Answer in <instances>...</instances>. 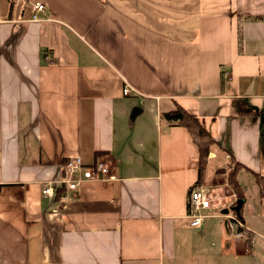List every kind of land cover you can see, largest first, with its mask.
I'll use <instances>...</instances> for the list:
<instances>
[{
	"label": "crops",
	"instance_id": "crops-1",
	"mask_svg": "<svg viewBox=\"0 0 264 264\" xmlns=\"http://www.w3.org/2000/svg\"><path fill=\"white\" fill-rule=\"evenodd\" d=\"M13 1L0 0V264H264L243 212L240 263L223 221L189 226L197 148L163 118L179 105L264 178V0ZM75 157L112 178L67 189Z\"/></svg>",
	"mask_w": 264,
	"mask_h": 264
},
{
	"label": "rangeland",
	"instance_id": "rangeland-1",
	"mask_svg": "<svg viewBox=\"0 0 264 264\" xmlns=\"http://www.w3.org/2000/svg\"><path fill=\"white\" fill-rule=\"evenodd\" d=\"M228 160H229V158L226 159L225 165L223 167H220L217 162L212 163V161H209V164L207 167V172H206V178H205L206 184L205 185L209 186L213 180L220 178L224 181L222 184V187H220V188H222L223 191H221V193H216L215 191L213 192L214 199L218 204L210 210L202 211V215L208 216V217H205L204 224H207V225H210L212 223L221 224L222 221L225 223L228 234L230 235V240L232 241L233 246H234L233 248H234V250L236 249V254L234 253L233 255L229 256L228 261H234V262L239 261V263H240V261L243 257L252 255V252H250V249L248 248V245H251L252 242L250 244H248L247 238H245L246 236H244V235H243V237H241V239H237L236 232H232V230L229 226L231 218L236 219L237 227H239L240 226L239 223H241L242 227L244 224L245 228L244 227L243 228L248 230L244 221L242 220L243 216H242V218H239V215H238L239 212H243L245 214V217H246L247 226L250 229L255 230L259 239H261V241H262V239H263L262 237H264V234H263L264 228L263 229L258 228V227L256 228L257 222L252 217H254L256 214L257 215L262 214V216L264 217V198L261 196L260 191L258 190L256 185L254 184L255 183V177L254 176H252V177L246 176L245 174H247V171L242 170L239 174L238 180H239V182L241 184V188H242V190L246 196V200H245V203H244V206L242 207V209L240 208L241 211H240V209L237 211L238 199L236 197L235 192L228 186V184L226 182V180H227L226 177L230 173V171L226 165ZM238 170H240V168ZM259 183L261 185H264V178L260 177ZM207 188H209V187H207ZM225 190H230V194L227 195L224 192ZM193 229H194L195 233H197L196 229L195 228H193ZM248 231L250 232V230H248ZM224 232H225V229H224ZM252 235L254 236L253 233H252ZM188 236L191 239L197 240V238H195L192 235H188ZM211 257H212V260L210 259ZM208 258H209L208 261L212 262L211 264H214L213 261L215 260V257L210 256Z\"/></svg>",
	"mask_w": 264,
	"mask_h": 264
},
{
	"label": "built area",
	"instance_id": "built-area-1",
	"mask_svg": "<svg viewBox=\"0 0 264 264\" xmlns=\"http://www.w3.org/2000/svg\"><path fill=\"white\" fill-rule=\"evenodd\" d=\"M15 3H20L21 0H14ZM33 8V21H38V13L44 12L46 10V7L44 4L36 2L32 5ZM223 78L224 79H230V73L229 72H223ZM123 94L125 96H128L131 94V88L129 86H126L123 89ZM64 177L62 179V184L66 186L69 190H76L77 186L83 181H98V180H107L111 179L110 176V167L105 162H97L96 164L92 166H85L82 159L80 157H75L70 159L67 163H65L64 168ZM80 175L81 177H77ZM44 194L50 195L53 193V189L49 186H45ZM218 203L215 201L213 192L211 190H208V188L200 187L195 190L191 191L190 194V205H191V213L189 215L190 218V224L189 226L191 228H201L203 225L205 217L202 215V211L204 210H210L214 208ZM233 221V222H232ZM239 227H237L236 219L231 218L230 221V228L232 232H236L237 239H241L243 236V233L239 231V228H243L242 224L239 223ZM245 228V227H244ZM243 228V229H244Z\"/></svg>",
	"mask_w": 264,
	"mask_h": 264
},
{
	"label": "trees",
	"instance_id": "trees-1",
	"mask_svg": "<svg viewBox=\"0 0 264 264\" xmlns=\"http://www.w3.org/2000/svg\"><path fill=\"white\" fill-rule=\"evenodd\" d=\"M14 4V1H13ZM163 118L167 121L175 122L179 126L185 127L191 136V140L197 148V160L196 167L198 171V179L194 186L193 190L203 187L205 185V178L207 167L209 161H211L209 155L213 151V149L218 148L221 152H223L226 156L229 157L228 162L226 163L227 168L230 173L226 177V182L228 186L235 192L236 197L238 199L237 204L242 201V207L244 206L246 196L241 188V184L239 182V174L242 170H246L241 163H239L233 156H231L230 152L223 147H221L218 142L211 136V134L203 127V125L187 110L183 109L179 105H176L175 110L165 113ZM240 168V170H238ZM249 172L250 170L247 169ZM246 170V171H247ZM255 177V184L260 191L262 197H264V185L259 183L260 177L257 174L253 175ZM57 199H60V197ZM191 213V205L189 206ZM240 209V211H241ZM239 218H242V212L238 213ZM243 220V218H242ZM239 231L243 233L245 238H247V243L250 244L253 240L252 232H249L247 229L239 228ZM245 231V232H244ZM248 231V232H247ZM247 232V233H246ZM246 233V234H245Z\"/></svg>",
	"mask_w": 264,
	"mask_h": 264
},
{
	"label": "water",
	"instance_id": "water-1",
	"mask_svg": "<svg viewBox=\"0 0 264 264\" xmlns=\"http://www.w3.org/2000/svg\"><path fill=\"white\" fill-rule=\"evenodd\" d=\"M139 109H134L132 117L135 116V114L138 112ZM223 172V171H222ZM242 206V201L239 202L238 206H237V211L241 208Z\"/></svg>",
	"mask_w": 264,
	"mask_h": 264
},
{
	"label": "bare ground",
	"instance_id": "bare-ground-1",
	"mask_svg": "<svg viewBox=\"0 0 264 264\" xmlns=\"http://www.w3.org/2000/svg\"><path fill=\"white\" fill-rule=\"evenodd\" d=\"M243 237V236H242Z\"/></svg>",
	"mask_w": 264,
	"mask_h": 264
}]
</instances>
